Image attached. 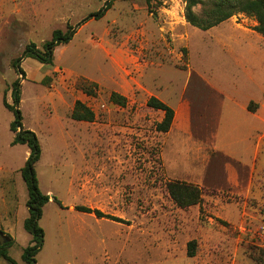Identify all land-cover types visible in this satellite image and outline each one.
<instances>
[{"label": "rangeland", "instance_id": "obj_1", "mask_svg": "<svg viewBox=\"0 0 264 264\" xmlns=\"http://www.w3.org/2000/svg\"><path fill=\"white\" fill-rule=\"evenodd\" d=\"M68 24L75 33L54 47L51 64L25 56L28 43L41 47ZM255 24L238 12L201 29L185 20L182 0H0V230L8 254L22 263L33 243L20 174L29 148L11 144L14 112L3 104L20 77L21 123L40 144L36 176L50 198L35 264H264V121L243 108L259 105L264 119V37ZM149 95L174 109L166 132L155 129L163 112L146 105ZM76 100L92 120L71 117ZM171 179L201 187L200 202L177 206Z\"/></svg>", "mask_w": 264, "mask_h": 264}, {"label": "trees", "instance_id": "obj_2", "mask_svg": "<svg viewBox=\"0 0 264 264\" xmlns=\"http://www.w3.org/2000/svg\"><path fill=\"white\" fill-rule=\"evenodd\" d=\"M151 0H146L149 7ZM184 2V18L185 20L201 29L210 28L238 12H244L253 15L256 20L254 29L264 37V0H182ZM92 11L85 17L99 18L105 9ZM199 5L201 7L200 13L195 12L194 7ZM75 30L72 25L68 24L65 30L54 29L51 39L44 41L41 47L33 42L25 46V56H31L41 63L51 64L53 60V49L60 43L69 41ZM17 57L13 61V66L19 74H24V70L20 67ZM13 101L9 103L3 97V104L6 108L14 112V119L10 124V129L13 131L11 144L24 143L28 146V155L20 168V174L25 182L27 188V216L23 219V228L32 235L33 243L28 244L23 248L22 263L17 262L13 257L8 254L7 246L10 244L7 241L0 244V259L5 260L8 264H35V255L42 244L43 229L39 225L38 220L42 215L43 205L49 201V196L43 193L38 185L36 176L35 163L40 157V144L37 140L35 133L32 130L25 129L21 123V113L18 108L20 99V77L12 82ZM111 99L120 105H125L126 98L116 92H111ZM146 105L163 112L160 121L156 122L155 129L157 131L166 132L173 121L174 109L165 101L155 95L148 96ZM247 109L253 111L254 109L248 104ZM71 117L76 120L90 121L94 117L93 111L85 106L81 101L76 100L71 111ZM166 189L179 207H188L200 202L202 198V188L178 179H171L166 182ZM58 205L61 202L56 197L52 198ZM75 209L87 213H93L96 217H106L117 221H122L121 218L104 213L97 208H90L85 205H75ZM195 241L188 242V255H193V246Z\"/></svg>", "mask_w": 264, "mask_h": 264}, {"label": "crops", "instance_id": "obj_3", "mask_svg": "<svg viewBox=\"0 0 264 264\" xmlns=\"http://www.w3.org/2000/svg\"><path fill=\"white\" fill-rule=\"evenodd\" d=\"M73 5H70L69 7H67V5H66V7L65 8H67V10L68 11H72V9H73ZM150 96V95H149ZM156 96V95H155ZM161 99V98H160ZM164 101V100H163ZM243 108H244V110H245V112L246 113H248L249 115H251L252 117H254V118H258V119H261V120H263L264 121V119H263V116L261 115V113H260V107H259V105L257 106V108L256 109H254L253 111H251V110H248L247 109V103L243 106ZM184 113L186 114V116L187 117H189V113H188V107L186 106V107H184ZM175 115V114H174ZM175 117V116H174ZM174 119V118H173ZM173 122V121H172ZM169 130V129H168ZM167 130V131H168ZM259 136H263L262 134H260ZM226 153V152H225ZM258 168L259 169H261L262 167H260V166H258ZM254 170V169H253ZM251 176H252V173L250 174Z\"/></svg>", "mask_w": 264, "mask_h": 264}, {"label": "water", "instance_id": "obj_4", "mask_svg": "<svg viewBox=\"0 0 264 264\" xmlns=\"http://www.w3.org/2000/svg\"><path fill=\"white\" fill-rule=\"evenodd\" d=\"M7 241H8L7 234L0 230V244H4Z\"/></svg>", "mask_w": 264, "mask_h": 264}]
</instances>
